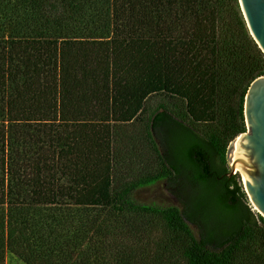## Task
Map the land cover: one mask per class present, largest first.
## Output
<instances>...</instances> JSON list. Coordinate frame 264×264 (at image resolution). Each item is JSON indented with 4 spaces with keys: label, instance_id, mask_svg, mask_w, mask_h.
Segmentation results:
<instances>
[{
    "label": "trees",
    "instance_id": "trees-1",
    "mask_svg": "<svg viewBox=\"0 0 264 264\" xmlns=\"http://www.w3.org/2000/svg\"><path fill=\"white\" fill-rule=\"evenodd\" d=\"M261 76L239 0H0V264H264V217L221 137L163 105L143 119L167 94L232 142ZM137 121L161 169L117 189L116 130ZM161 182L173 205L130 201ZM135 212L174 238L131 229Z\"/></svg>",
    "mask_w": 264,
    "mask_h": 264
},
{
    "label": "rangeland",
    "instance_id": "rangeland-1",
    "mask_svg": "<svg viewBox=\"0 0 264 264\" xmlns=\"http://www.w3.org/2000/svg\"><path fill=\"white\" fill-rule=\"evenodd\" d=\"M162 105L168 107L176 118L189 124L199 133L203 134L206 138L220 136V143L224 150V161L227 163L226 153L230 143L232 142L228 138L227 134L224 133L221 136L222 122L220 120L212 124L193 123L187 116L185 101L167 94L153 95L147 100L143 119L146 120L148 116L157 111ZM223 107L226 111V106ZM143 126L144 124L142 121H137L134 124L127 125L124 129V133L119 131L117 127L118 131L116 130L114 139V158L116 160L113 174V183L117 189L123 188L125 183H130L131 181L137 180L140 177L156 175L161 169V163L157 153L144 138V134L142 132ZM123 156H125V159L120 161ZM239 182L246 193L252 210H255L256 213H259L247 195L241 176L239 178ZM130 201L135 204L154 206L158 205L159 207H167L169 205H173L176 202L169 194L164 182H161L157 186L135 190L131 195ZM115 218L117 221H120L122 220L123 216L122 214L116 215ZM141 220H143L144 225L141 224ZM128 221L130 222L131 229L135 231L139 230L138 228L140 226L142 229H145V231H152L154 240L163 239L168 244L171 239L174 238V233L168 230L167 222L164 217H155L153 215L142 214L140 215L138 212H135L128 217ZM127 241L128 243H132V239ZM177 243L178 248L181 247L184 249V246L187 242L183 238ZM5 263L25 264L11 253L6 254Z\"/></svg>",
    "mask_w": 264,
    "mask_h": 264
},
{
    "label": "water",
    "instance_id": "water-1",
    "mask_svg": "<svg viewBox=\"0 0 264 264\" xmlns=\"http://www.w3.org/2000/svg\"><path fill=\"white\" fill-rule=\"evenodd\" d=\"M239 3L248 29L264 53V0ZM244 116L247 131L227 149L228 175L236 174V165L248 197L264 217V76L251 83L245 96Z\"/></svg>",
    "mask_w": 264,
    "mask_h": 264
},
{
    "label": "bare ground",
    "instance_id": "bare-ground-1",
    "mask_svg": "<svg viewBox=\"0 0 264 264\" xmlns=\"http://www.w3.org/2000/svg\"><path fill=\"white\" fill-rule=\"evenodd\" d=\"M238 138H239V136L234 140V141H232V143H236V141L238 140ZM232 158V157H231ZM233 160V159H232ZM235 164V163H234ZM234 171H235V173L237 174H239V171H238V169H237V167H236V165H234ZM245 185V184H244ZM246 187V186H245ZM255 207V206H254ZM256 209V208H255ZM257 210V209H256ZM258 211V210H257Z\"/></svg>",
    "mask_w": 264,
    "mask_h": 264
}]
</instances>
